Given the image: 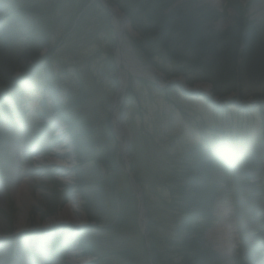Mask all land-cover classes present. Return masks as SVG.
<instances>
[{
  "label": "rangeland",
  "instance_id": "rangeland-1",
  "mask_svg": "<svg viewBox=\"0 0 264 264\" xmlns=\"http://www.w3.org/2000/svg\"><path fill=\"white\" fill-rule=\"evenodd\" d=\"M182 4L189 20L206 21L207 35L209 32L223 36L232 32L234 43L230 45L232 49L227 50L234 52L235 56L237 54L238 68L243 63L242 56H248L245 66L250 71L243 74L241 83L237 79L243 100L237 94L215 97L210 82H190L191 79L185 76H167L155 66L160 85L181 79L189 87L209 89L218 104L213 105L203 98L186 97L178 86L169 84L159 89L148 80L132 78L123 66L117 68L115 19L110 20L102 7L109 18L96 8L95 13L92 12L95 16L87 21L90 27L87 34L82 33L83 39L72 38L75 44H66L58 52L54 76L60 81L59 95L26 91L16 104H6L9 112L16 110L20 115H15L12 124L0 127V264H150L144 246L147 239L144 238V245L139 242L142 238L140 227L134 231H119L117 245L112 249L107 243L110 237L105 235V230L112 226L109 224L113 219L112 210H104L108 215L97 226L89 221L84 198L78 191L76 150L66 134V124L55 115L57 107L64 106L68 94L76 98L83 96L79 111L99 135L104 134L106 123L112 122V107L120 90L119 82L126 84L125 92L116 103L119 117L124 118L123 145L128 146L126 157L130 171L135 170L148 195L152 193L151 184H158L156 173L163 167V159L192 164L194 160L190 157L196 156L193 151L200 144L206 146L204 139L214 130L227 131L233 136L238 133L240 137H248L249 144L251 141L254 144L257 137L261 139L264 134V0H178L176 6ZM5 16L0 10V20ZM129 22L125 23V26L129 24L130 31H124V46L137 56L133 44L140 36ZM239 30V37L242 38L244 33L243 38L249 36L253 42L249 45L242 43L237 36ZM201 37L205 38V35L201 33ZM220 44L210 40L205 42L207 59L204 65L215 67L216 74L222 70L221 63H229V56L222 54ZM211 49L216 53H211ZM28 56L26 47L21 45L6 50L0 48V77L13 70L14 77L20 76L30 64L26 62ZM7 66L13 70L4 69ZM6 70L9 71L5 75ZM212 78L214 81L215 77ZM230 81L232 79L222 70L218 86L230 90ZM10 99L6 101L10 102ZM45 110L48 116L44 119ZM100 140L106 143L105 139ZM118 146L115 138L114 147L122 162ZM228 146L220 153L223 160L220 164L207 166L219 191L215 222L205 239L223 258L224 264H264V200L259 193L264 194V185H260V178L243 176L242 170L247 166L242 169L234 145ZM53 148L62 151L65 168L51 165L53 160L48 156L53 153ZM41 153L48 156H35ZM252 154L253 159L248 165L253 162L261 164L264 175V153L262 155L254 149ZM120 168L124 170L123 162ZM125 176L126 173L121 176L117 192L126 190ZM24 181L28 183V189L20 205L13 190ZM137 184L142 193V186ZM142 198L147 229L150 218L143 193ZM257 201H262L260 208L263 212L258 217ZM70 203L75 206L74 219L66 223L59 221L58 216ZM52 210L55 214L51 213ZM22 215L25 222L20 229ZM121 248L128 251L130 257L123 259L115 254Z\"/></svg>",
  "mask_w": 264,
  "mask_h": 264
},
{
  "label": "trees",
  "instance_id": "trees-1",
  "mask_svg": "<svg viewBox=\"0 0 264 264\" xmlns=\"http://www.w3.org/2000/svg\"><path fill=\"white\" fill-rule=\"evenodd\" d=\"M40 1L0 0V10L6 14L0 20V48L11 49L14 45L26 47L29 53L26 62L30 63L18 77H14L13 69L4 67L13 71L6 70L3 74L9 71L8 75L0 77V127L12 124L15 115H19L16 110L9 112L10 108H6V104H16L22 93L41 90L51 95H59L60 81L54 76V63L57 61L58 52L65 48L66 44L73 46L75 40L72 38L83 39L82 33L87 34L90 27L87 21L95 16L92 12L95 13L96 8L108 17L99 4H93L94 0H83L80 4L75 3L77 0H51L47 3ZM110 2L128 18L133 29L139 34V40L133 45L134 51L144 64L157 67L167 76H185L191 79L190 82H210L214 87L215 97L237 94L243 100L237 86L238 81L242 82L243 74L250 71L248 66H245L248 56H242L244 60L238 68L239 58L237 59L236 52L235 56L234 52L227 50L232 49L230 45L234 43L232 32L223 36H213L209 32L207 35L206 21L189 20L184 11V4L176 6L178 0ZM240 30L242 31V27ZM240 30L237 36L242 43L249 45L253 42L249 40V36L244 39V33L242 38L239 37ZM200 32L205 38L201 37ZM207 40L221 43L222 54L229 56V63H221V69L232 79L230 90L226 91L218 86L222 70L216 74L215 67L204 65L207 59L204 51ZM210 52L216 53L215 49ZM111 61L114 69V62ZM212 77H215L214 81ZM9 97L10 102L6 101ZM82 98L83 96L76 98L68 94L64 106L57 107L58 112L56 111L55 115L59 121L66 124V134L76 150L78 191L84 198V210L89 221L97 226L108 215L104 210L113 212V219L109 222L112 226L105 230V235L110 237L107 243L113 249L117 245L115 241L119 231L138 230L139 202L127 175L126 190L117 192L116 187L125 172L120 168L122 162L114 147L112 123L108 121L104 134L97 135L96 130H93L90 122L79 111ZM66 108L68 110L65 112ZM44 112L42 116L45 119L48 113L46 110ZM207 137L206 146L201 145L193 151L196 156L190 157L194 160L192 164H184V161L176 159H163V167L158 168L156 173L158 184L150 186L151 195H148L147 188L141 185L135 170H131L136 182L142 186L144 204L150 218L146 243L143 236L139 241L141 245L143 241L145 243L143 245L146 246L150 264H224L223 258L205 239L207 231L215 222L219 191L207 166L220 164V161H223L220 153L225 147H229V144L234 145L236 159L242 169L247 166V169L242 170L243 176L247 174L251 179L260 178V185H264L261 164L253 162L248 165L253 159L254 149L263 155L264 134L261 139L257 137L254 144L252 141L249 144L248 137H240L238 133L233 136L223 130H214ZM100 138L105 139L106 143L103 144ZM92 169L93 175L90 174ZM252 173L255 176H252ZM259 193L263 201L264 194L262 191ZM262 201H257V217L263 213L260 208ZM51 213L55 214V211L52 210ZM117 251L115 254L123 259L130 257V253L123 251V248Z\"/></svg>",
  "mask_w": 264,
  "mask_h": 264
},
{
  "label": "water",
  "instance_id": "water-1",
  "mask_svg": "<svg viewBox=\"0 0 264 264\" xmlns=\"http://www.w3.org/2000/svg\"><path fill=\"white\" fill-rule=\"evenodd\" d=\"M94 2H98L101 7L109 14L110 20H113V18L117 17L121 21V27L120 29H117L114 27L117 45L115 48V55L117 58V68L123 66L124 69L129 73L132 78L134 79H144L150 81L152 84L159 87V89H162L166 87L167 85L171 84L173 86H178L181 93L186 97H195V98H203L204 100H207L208 102L212 103L213 105H217L218 102L214 99L212 93L209 89L203 88V87H189L185 85V83L181 79H173L169 81L166 84L160 85L159 82H157V76L159 75V72L156 68L150 65L144 64L140 58H138L132 50L125 48L124 41V25L125 23H128V18L121 13L117 8L112 6L108 0H94ZM130 23V22H129ZM119 73L120 70L118 71ZM120 83V90L118 91L114 105L112 107V126H113V134L116 138V141L118 142V153L122 157V161L124 164V171L129 177L130 182L133 184L135 194L137 196V199L139 201V226L141 229V232L146 238V222L143 219L144 215V209H143V198L140 186L135 182L133 175L130 171V167L128 164V159L126 157V151L128 149V146L121 145V134L118 136L119 128L124 129L122 120L124 118H120L118 115V110L116 109V103L118 101L119 96L125 92L126 84ZM118 115V121L120 122V125L118 127L115 126V117Z\"/></svg>",
  "mask_w": 264,
  "mask_h": 264
},
{
  "label": "bare ground",
  "instance_id": "bare-ground-1",
  "mask_svg": "<svg viewBox=\"0 0 264 264\" xmlns=\"http://www.w3.org/2000/svg\"><path fill=\"white\" fill-rule=\"evenodd\" d=\"M117 17H115V26L117 28H119L121 26V21H119L120 19H116ZM124 30L125 32L126 31H130V27H129V24H126V26L124 25ZM126 48V47H125ZM117 115V114H116ZM115 126L118 127L120 125V122L118 121V115L115 117ZM118 136L121 134V145H123V137L125 136V132H124V129H121L120 131V128H119V132H118ZM55 152L57 153H60L59 150H55ZM62 152V151H61ZM58 159H61L60 157H57ZM54 160V159H53ZM56 162H58V160H54ZM61 163V162H60ZM63 163V162H62ZM64 164V163H63ZM18 188H15L13 190V194H14V197L16 198V200L19 202V204L21 205L22 202H23V197L24 195L26 194L25 192H27V189H28V183L27 182H23L22 184H19V186H17ZM74 212H75V206L74 204L70 203L66 206V208L60 213V215L58 216V220L59 221H64L65 223L66 222H71V220L74 219ZM24 222H25V216L22 215L21 218H20V229H22L21 227L24 225Z\"/></svg>",
  "mask_w": 264,
  "mask_h": 264
}]
</instances>
